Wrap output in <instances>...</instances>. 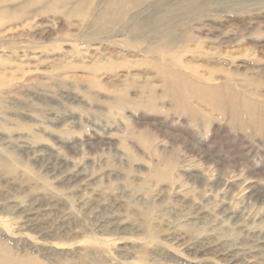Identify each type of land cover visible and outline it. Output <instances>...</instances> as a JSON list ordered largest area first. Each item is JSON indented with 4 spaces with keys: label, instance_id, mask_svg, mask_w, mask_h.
Here are the masks:
<instances>
[{
    "label": "rangeland",
    "instance_id": "1",
    "mask_svg": "<svg viewBox=\"0 0 264 264\" xmlns=\"http://www.w3.org/2000/svg\"><path fill=\"white\" fill-rule=\"evenodd\" d=\"M0 264H264V0H0Z\"/></svg>",
    "mask_w": 264,
    "mask_h": 264
},
{
    "label": "bare ground",
    "instance_id": "2",
    "mask_svg": "<svg viewBox=\"0 0 264 264\" xmlns=\"http://www.w3.org/2000/svg\"><path fill=\"white\" fill-rule=\"evenodd\" d=\"M25 141L22 140L21 144L24 143ZM26 145V144H25Z\"/></svg>",
    "mask_w": 264,
    "mask_h": 264
}]
</instances>
